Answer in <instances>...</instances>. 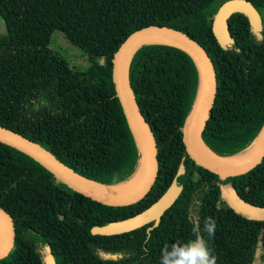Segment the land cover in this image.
I'll list each match as a JSON object with an SVG mask.
<instances>
[{"label": "trees", "instance_id": "1", "mask_svg": "<svg viewBox=\"0 0 264 264\" xmlns=\"http://www.w3.org/2000/svg\"><path fill=\"white\" fill-rule=\"evenodd\" d=\"M228 0H0V126L39 144L74 172L108 187L139 172L143 152L113 79L115 57L135 31L156 26L196 41L211 58L217 90L203 140L217 157L250 149L264 129V30L234 14L235 39L223 48L212 8ZM264 24V0H248ZM63 39L84 57L76 67L52 46ZM130 81L157 146V180L142 201L108 206L88 198L22 151L0 142V207L14 220L16 239L0 264H160L161 250L194 238L192 228L216 221L204 239L216 264H264V222L231 209L238 193L264 207V159L251 171L222 177L188 153L185 130L201 88L199 69L184 51L146 43L134 54ZM182 193L159 224L96 234L149 208L171 187ZM222 186H226L224 197Z\"/></svg>", "mask_w": 264, "mask_h": 264}, {"label": "water", "instance_id": "2", "mask_svg": "<svg viewBox=\"0 0 264 264\" xmlns=\"http://www.w3.org/2000/svg\"><path fill=\"white\" fill-rule=\"evenodd\" d=\"M237 13L245 15L252 29L259 37H262L263 20L253 3L248 0H228L219 7L213 21V32L223 48L235 44V39L229 29V20ZM146 43L167 44L181 49L195 61L199 69L201 78L200 93L191 120L185 130V144L189 155L200 166L222 177L244 175L259 165L264 159V129L255 144L257 146L255 151L235 165L218 164L208 154L209 150L203 140V132L216 98L217 80L213 62L205 49L196 41L173 30L156 26L133 32L120 47L113 66V79L118 97L143 152V162L139 172L144 166L145 177L135 191L128 195H113L110 189L115 187L105 186L74 172L39 144L1 126L0 142L32 157L74 190L95 201L113 207L131 206L142 201L152 190L159 170L156 141L137 104L130 81L132 58L135 52ZM181 193L180 188L171 186L159 200L141 213L124 220L112 222L103 228H96L94 232L104 236H113L135 231L151 222H155L157 225L160 223L163 214L175 204ZM229 206L244 219L264 222V207L245 201L236 192L229 200ZM0 223L4 228L3 238L0 241V260H2L10 253L16 239L14 220L2 207H0ZM47 252L46 264H57L49 246Z\"/></svg>", "mask_w": 264, "mask_h": 264}, {"label": "clouds", "instance_id": "3", "mask_svg": "<svg viewBox=\"0 0 264 264\" xmlns=\"http://www.w3.org/2000/svg\"><path fill=\"white\" fill-rule=\"evenodd\" d=\"M216 226L212 217L204 219L203 229L196 223L192 228L194 238L164 246L160 254V264H216L217 258L203 235L206 233L209 238L214 237Z\"/></svg>", "mask_w": 264, "mask_h": 264}, {"label": "bare ground", "instance_id": "4", "mask_svg": "<svg viewBox=\"0 0 264 264\" xmlns=\"http://www.w3.org/2000/svg\"><path fill=\"white\" fill-rule=\"evenodd\" d=\"M256 147L257 146L254 145L250 149L246 150V152H243L242 154L236 157H232L228 159L217 158L213 156L212 153H210V151H208V154L216 161V163L221 164V165L231 166V165H235L236 163H239L240 161L246 159L249 155H251L253 151H255ZM144 177H145V167L143 166L141 171L131 181H129L128 183L122 186L112 188L110 189V191L113 195H128L137 189V187L143 182ZM3 229H4L3 225L0 223V241L3 238V233H4Z\"/></svg>", "mask_w": 264, "mask_h": 264}, {"label": "rangeland", "instance_id": "5", "mask_svg": "<svg viewBox=\"0 0 264 264\" xmlns=\"http://www.w3.org/2000/svg\"><path fill=\"white\" fill-rule=\"evenodd\" d=\"M223 1H219L216 3V5L212 8V13L215 15L219 9V7L222 5ZM61 33H55L52 37V46L57 51L61 52L70 62L72 65L76 67H82L84 66V57L82 55V52H80L77 48L70 45L68 42H66Z\"/></svg>", "mask_w": 264, "mask_h": 264}, {"label": "built area", "instance_id": "6", "mask_svg": "<svg viewBox=\"0 0 264 264\" xmlns=\"http://www.w3.org/2000/svg\"><path fill=\"white\" fill-rule=\"evenodd\" d=\"M223 193L225 196H227V191H226V188L223 187Z\"/></svg>", "mask_w": 264, "mask_h": 264}, {"label": "flooded vegetation", "instance_id": "7", "mask_svg": "<svg viewBox=\"0 0 264 264\" xmlns=\"http://www.w3.org/2000/svg\"><path fill=\"white\" fill-rule=\"evenodd\" d=\"M223 187L226 188V186H222V190H223ZM226 191H227V189H226ZM223 195H224V194H223ZM224 197H225V195H224Z\"/></svg>", "mask_w": 264, "mask_h": 264}]
</instances>
